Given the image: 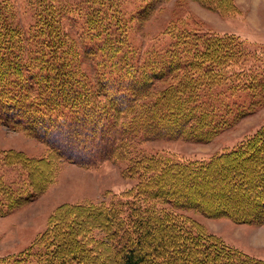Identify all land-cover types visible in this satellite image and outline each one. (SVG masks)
<instances>
[{
  "label": "trees",
  "instance_id": "trees-1",
  "mask_svg": "<svg viewBox=\"0 0 264 264\" xmlns=\"http://www.w3.org/2000/svg\"><path fill=\"white\" fill-rule=\"evenodd\" d=\"M196 1L222 15L238 11L233 0ZM118 4L92 0L88 11L79 13L85 18L84 36L96 42L82 51L96 67L93 82L79 64L81 51L62 27V12L49 0L37 1L36 23L25 36L9 23L6 8H0L2 123L38 136L42 129L49 131L52 120H60L63 112L71 116L70 126L77 131L114 119V140L102 153L120 162L138 134L148 139L175 132L188 140L208 141L253 112L258 104L240 108L238 103L222 102L225 96L240 93L255 98L264 87L263 78L244 69L249 53L236 35L173 29L166 32L172 46L137 63ZM166 81V87L153 90V84ZM50 151L48 167L55 171L53 164L64 154L59 147L51 146ZM127 164L122 174L136 184L109 202L88 207L102 221L110 247L106 263L98 261L76 235L70 217L85 207L71 205L59 207L50 218L34 245L37 250L28 249L11 263L23 264L30 255L36 264H264L182 214L264 222V182L259 180L264 178V126L236 149L207 161L141 156ZM30 179L29 198L44 188H36ZM246 206L252 211L242 212Z\"/></svg>",
  "mask_w": 264,
  "mask_h": 264
},
{
  "label": "rangeland",
  "instance_id": "rangeland-1",
  "mask_svg": "<svg viewBox=\"0 0 264 264\" xmlns=\"http://www.w3.org/2000/svg\"><path fill=\"white\" fill-rule=\"evenodd\" d=\"M37 1L41 0H0V8H6L3 13L9 16V23L23 32V36L36 23L34 14L39 9ZM115 1L119 2L118 6L127 21L128 47L136 52L134 62L140 63L147 56L154 57L161 49L172 46L174 41L166 32L173 29L179 32L184 29L197 31L211 36L234 34L249 53V60L243 64L244 69L264 79V0H233L238 8L233 15H222L200 5L196 0ZM49 2L62 12V27L81 51L79 64L89 81H95L96 67L87 55L84 57L82 51L93 48L96 42H90L84 36L85 18L79 14L81 10L88 11L92 0ZM81 2L82 5L85 2V5L81 6ZM108 67L110 64L104 71ZM167 83L153 84V90L163 89ZM263 90L264 87L256 93L255 98L240 93L234 98L225 96L224 101L216 99L227 104L238 103L240 108L249 107L250 104L258 105L253 112L236 120L211 140H188L175 132H162L148 139L138 134V138L132 141V148L125 150V160L120 162L108 160L102 153L114 140V119L103 121V125H95L93 129L85 126L77 131L76 127L70 126L71 116L63 112L60 120H52L48 126L51 127L49 131L42 129L38 136L0 121L1 263L12 264L14 259L28 249L37 250L34 245L48 229L50 218L63 205L85 207L70 219H73L76 235L82 238L85 247L95 252L98 261L106 263L110 258V247L105 243L106 235L100 228L102 221L99 223V217L90 213V208L102 201L109 202L112 196L120 195L136 184L135 180L125 178L122 174L127 163L141 156L172 158L177 162L207 161L222 152L236 149L264 126V101L260 100L264 98V94H261ZM51 146L59 147L64 154L62 161L56 160L53 164L55 171L48 167H51L48 161ZM30 176L36 188L39 185L44 188L43 191H35V195L29 198L32 193ZM259 180L264 182V178ZM257 184L255 181L254 185ZM241 211L250 212L252 208L246 206ZM182 214L193 218L228 246L264 260V222L235 223L226 217L211 218L192 211H184ZM24 260L23 264H36V258L30 255Z\"/></svg>",
  "mask_w": 264,
  "mask_h": 264
}]
</instances>
